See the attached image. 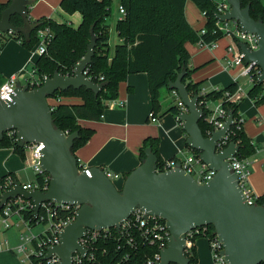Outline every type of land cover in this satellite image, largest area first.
<instances>
[{"label": "water", "instance_id": "water-1", "mask_svg": "<svg viewBox=\"0 0 264 264\" xmlns=\"http://www.w3.org/2000/svg\"><path fill=\"white\" fill-rule=\"evenodd\" d=\"M230 11L216 14L221 21L237 20L244 32L254 33L259 38V49L252 51L245 43L238 46L246 64L255 63L262 72L258 83L264 84V21L254 19L250 6L242 7L241 0H227ZM29 0H12L2 11L0 32H19L11 23L15 15L27 14ZM97 38L93 35L84 58L75 66L73 76L56 72L53 77L44 76L43 84L36 89L18 84L12 101H0V140L4 133L16 130L18 145L42 143L41 166L50 175L46 192L23 189L16 182L0 199V209L8 200L21 197L35 205L34 215L39 214L43 202L81 206L76 220L60 234L61 243L49 247L45 259L56 254L60 264H72L73 253H85L79 243L88 229L116 228L127 220L135 209L147 215L159 216L166 221L170 235L167 247L161 251V259L155 264H190L185 252L186 233L207 225H213L224 247L229 264H261L264 262V203L249 205L239 185L238 175L233 172L229 157L239 150L231 142L221 151L218 143L224 140L234 123V113L229 111L224 126L205 137L199 126L203 116L198 105V95L190 96L183 82L185 71L169 83V90L177 93L186 107L180 113L182 128L187 134L186 144L197 151L200 159L215 171L205 184L198 183L192 175L177 163L175 168L158 171V157L152 148L145 149L141 164L125 178L118 188L100 167L79 172L78 158L73 152L78 132L65 133L53 121V111L48 98L57 91L85 87L99 94L103 85L90 80L85 71L93 62Z\"/></svg>", "mask_w": 264, "mask_h": 264}, {"label": "trees", "instance_id": "trees-1", "mask_svg": "<svg viewBox=\"0 0 264 264\" xmlns=\"http://www.w3.org/2000/svg\"><path fill=\"white\" fill-rule=\"evenodd\" d=\"M27 14L15 15L11 23L19 28V32L10 35L28 50H33L38 43V32L49 27L53 38L47 45L46 53L35 58L34 68L37 75L42 79L44 76L53 77L56 72L64 75L73 74L75 66L84 58L88 45L93 35L97 38L93 62L87 68V74L96 83L103 85V90L95 94L85 87L80 89L69 88L66 91H57L49 97L53 108V121L57 128L67 134L79 133L73 146L74 154L78 149L87 144L95 134V129L84 127L80 121H99L106 109L108 101L115 100L119 95V87L125 82L128 76L137 73H146L148 76L150 97L153 110L156 112L161 105V92L167 89L171 81L185 71L183 79L191 97L198 95V105L203 111L199 126L205 137L213 130L208 120L210 106L212 103L221 101L227 111H233L234 119L230 134L229 143L235 142L239 146L238 157L251 158L256 153V147L246 135L243 124L239 128L238 120L239 103L230 100L226 93L234 94L237 91L238 83H233L224 89L212 90L202 93L201 84L192 80V74L196 68L191 65V55L186 49L187 42L197 43L200 38L205 41L220 39L223 35H213L215 28L217 4L213 0H190L204 14L206 24L195 31L189 24L185 7L188 0H121L126 15L119 18L115 23V30L121 42L113 48L110 45L111 23L109 18L112 15L113 0H61L60 8L67 14L80 13L82 21L78 27L68 22H57L50 18L43 17L33 21L29 17V10L35 0H29ZM12 2H0V18L2 11ZM242 7L250 6L251 16L264 21V0H241ZM202 29L206 30L204 35H199ZM9 39V40H10ZM5 44L0 45L3 48ZM102 77L103 79H100ZM248 95L254 98L257 103L264 101V84L255 82L249 90ZM79 99L80 102L68 103L66 99ZM51 100H54L51 102ZM210 103L207 107L206 103ZM169 112L176 116L181 109L176 104L169 109ZM152 148L158 157V167L162 168L164 160L159 153V139L148 138L140 150V157H145V149ZM0 148H13L14 151L25 159V148H21L14 139L5 135L0 140ZM194 153L199 154L194 150ZM174 158V157H173ZM171 158V159H173ZM170 160V159H169ZM80 165L79 162L77 163ZM81 169V166H79ZM10 176L18 182L13 173L0 177V186ZM128 176V175H126ZM37 179H41L39 176ZM122 187V186H121ZM119 187V188H121ZM264 203V196L258 197L257 204ZM3 209H0V215ZM24 218L30 221V226L35 227L37 222L32 211H23ZM206 236L215 237L216 231L213 225H207ZM199 238V237H198ZM100 252L97 254V261L88 264H118L122 252L115 250L113 245L109 246V254L101 256L106 246L100 243ZM154 248L145 246L133 251L125 264H146L147 257L153 255ZM190 264L197 261L195 247L187 254ZM261 264H264L262 262Z\"/></svg>", "mask_w": 264, "mask_h": 264}, {"label": "crops", "instance_id": "crops-1", "mask_svg": "<svg viewBox=\"0 0 264 264\" xmlns=\"http://www.w3.org/2000/svg\"><path fill=\"white\" fill-rule=\"evenodd\" d=\"M7 2V0H0ZM61 0H35L29 10V17L36 21L43 17L57 22L67 20L69 24L82 21V16L77 12L65 17L61 15ZM119 5V4H118ZM186 18L191 27L198 31L206 24L204 14L190 0L185 7ZM62 18V19H61ZM111 22V30L115 29V23ZM74 20V21H73ZM121 42L120 39L118 43ZM231 43L229 38H222L215 49H205L198 42H187L186 49L191 55V65L196 68L192 74V80L200 83L205 92L224 89L227 86L238 83L242 88L240 92L239 114L244 119L243 129L256 147V153L250 158L248 187L257 197L264 196V101L257 103L248 95L252 88L247 80L241 83L240 69L228 68L229 57L226 48ZM111 45V44H110ZM112 47V46H111ZM33 57V51L22 46L18 41H9L0 49V84L4 83L12 75L19 77L20 84L26 78V65ZM68 103L80 102L79 99H66ZM114 105L106 103V109L99 121H80L84 127L95 129V134L86 145L76 151L78 160L87 168L100 167L104 171H110L118 175L120 185L131 171L141 164L140 150L144 141L148 138L159 139V153L161 159L166 161L176 155L178 151L189 153L192 150L186 144L187 134L182 128V123L177 121L176 115L169 112L172 106L178 102V95L163 89L161 92V105L158 111L153 110L150 97L148 76L146 73H137L128 76L119 87V95L113 100ZM123 104V105H121ZM154 112L158 122H152L149 113ZM26 160L17 154L13 148H0V177L13 173L21 184L33 182L28 173ZM16 220V218H14ZM18 236L15 235L12 246H4L0 249V264H23L21 257L15 253L14 248L18 244ZM11 243V238L6 237ZM197 261L194 264H214L208 239L199 237L194 243Z\"/></svg>", "mask_w": 264, "mask_h": 264}, {"label": "built area", "instance_id": "built-area-1", "mask_svg": "<svg viewBox=\"0 0 264 264\" xmlns=\"http://www.w3.org/2000/svg\"><path fill=\"white\" fill-rule=\"evenodd\" d=\"M100 1V0H99ZM121 1V0H120ZM119 1L118 12L119 18L126 15L125 8ZM217 4L216 14H223L231 9V5L227 0H213ZM217 19V18H216ZM13 31L0 32V37L4 34L7 36L13 35ZM206 33L205 29H202L199 35H204ZM213 35L221 34L222 38H229L231 43L227 46L226 51L229 55L227 58L228 68H239V76L247 77L250 84L258 83V76L261 74L262 69L255 63L246 64L244 60V55L241 52L238 44L245 43L252 51L259 49V38L254 33L244 32L237 20L221 21L217 19L215 23V28L212 32ZM53 38V33L49 27L39 30L38 32V43L36 47L32 50L33 57L26 65V78L25 82L29 85V89H36L43 84V79H41L34 68L35 58L46 53L47 45ZM215 39L211 41H205L202 38L198 41L200 47L205 49H215L218 47V42L222 39ZM31 64L30 70H27L28 66ZM86 76L92 80L87 74V69L85 71ZM73 74H68L65 76H73ZM100 79H103L100 77ZM20 84L19 77L17 75H12L4 83L0 84V101H12V94L16 89L17 85ZM24 85V84H22ZM242 88L238 86L237 91L234 94L226 93V96L239 103L241 100L240 92ZM205 93L204 90L201 91ZM177 95V93L175 92ZM54 100H51V102ZM48 102L50 100L48 98ZM114 105V101H110ZM178 106L181 112L186 111V107L182 104L181 100L178 98ZM209 107L210 103H206ZM123 105V104H121ZM52 108V107H51ZM210 113L208 116L209 122L213 126L212 132L220 130L226 123L229 115V111L224 109L221 101L212 103L210 106ZM53 110V108H52ZM149 118L152 122H158L157 115L152 111L149 113ZM177 121L180 123V114L176 116ZM236 120L234 119V123ZM244 119L240 116L238 120L239 128L242 126ZM230 132V131H229ZM225 136L224 140L218 143L217 150L221 151L229 144V133ZM14 139L19 142L16 130H10L4 133V136ZM25 160L28 167L32 170L35 175L33 182L22 184L23 189L32 191L38 190L46 192L50 184V175L42 169L41 159L42 150L44 145L42 143L25 144L24 146ZM192 150V149H191ZM173 159L166 160L162 168L158 167L159 172L167 171L177 166V163L181 164V168L187 173L193 176V178L200 184H205L213 178L215 171L209 169V167L200 159L199 155L194 153L192 150L189 153L178 151ZM228 162L230 163L234 173L238 175L239 185L244 193V196L249 205L257 204L258 197L252 192L248 187V177L250 174V158H240L238 157V152L235 156L229 157ZM79 172L86 170L88 175L90 172L88 168L82 164L79 160ZM195 165L199 168L196 169ZM106 175L113 181L117 179L118 175L105 171ZM197 174V176L195 175ZM38 176L41 179H37ZM16 182L10 176L7 177L5 183L0 186V199L2 194L11 189ZM34 203L32 201L25 200L21 197L10 199L7 201L5 206L2 208L3 212L0 215V228L7 231L13 227L24 226L27 232L20 233L18 236V244L14 248L15 253L21 257L23 264H60V258L53 254L51 257L45 259L49 247L57 246L61 243L60 234L66 226L73 223L76 220L77 212L79 211V205H69V204H59L56 202L46 201L40 206L39 214L35 218L39 224L44 223L47 225V230L36 234L31 230L30 221L26 220L23 215V211H32L34 213ZM16 218V220L14 219ZM207 228L206 226L195 228L188 233H186V255L190 253L194 247L196 239L200 236H206ZM170 235L166 221L159 217L153 215H147L146 212L140 208L134 210L132 215L125 220L119 229L110 228L102 230H91L88 229L85 235L79 239V243L82 248L86 251L84 254L75 251L73 253L72 264H88L97 261V254L100 252L99 244L102 242L106 244L101 252V256H106L109 254V246L113 245L115 250L122 252L118 264H125L130 258V254L133 251L138 250L140 247L149 246L154 248L153 255L147 257L146 264H155L161 259V251L167 247V239ZM209 242V248L212 255V260L214 264H229L226 260L224 254V247L222 242L219 240L218 236L206 237ZM10 242L7 238H1L0 235V249L4 246H9ZM188 257V256H187Z\"/></svg>", "mask_w": 264, "mask_h": 264}, {"label": "rangeland", "instance_id": "rangeland-1", "mask_svg": "<svg viewBox=\"0 0 264 264\" xmlns=\"http://www.w3.org/2000/svg\"><path fill=\"white\" fill-rule=\"evenodd\" d=\"M119 1L120 0H113V4H112V15L110 16V18H109V22L111 23V22H113L115 19H116V16L118 15V4H119ZM75 14V13H74ZM80 14V13H79ZM61 15H63V16H65V17H68V15H70V14H67V13H65L64 11L63 12H61ZM73 15V14H72ZM81 15V14H80ZM62 19V18H61ZM63 22H66L65 20H62ZM74 21V20H73ZM72 24H74V25H76V22H73ZM71 24V25H72ZM73 26V25H72ZM9 38V36H7L6 34H4V35H2L1 37H0V45H2V44H6L7 42H9V41H12V40H14V39H10ZM15 41V40H14ZM118 41H119V37H118V35H117V32H116V30L115 29H112L111 30V39H110V44H111V46H112V48L118 43ZM5 46V45H4ZM1 49V48H0ZM30 68H31V64L28 66V68H27V70H30ZM246 80L249 82V80H248V78L247 77H242L241 79H240V82L243 84V83H246ZM22 83L25 85L26 84V82L25 81H22ZM196 167V169H198L199 168V166L198 165H195ZM28 173L32 176V174H33V172H32V170L30 169V168H28ZM196 176H197V174H195ZM115 180V179H114ZM114 183H115V185L116 186H118V185H120V183L118 182V181H114ZM121 186H122V184H121ZM120 186V187H121ZM32 231H33V233H36V234H39V233H41V232H43V231H45V230H47V225L46 224H44V223H41V224H38V225H36L35 227H32V229H31ZM23 232H27V229L24 227V226H20V227H13V228H11V229H9V230H7V231H4V230H2V228H0V235H1V238H6L7 236H9V238H11L12 240H11V243L9 244L10 246H12L13 245V242H15V239H14V237H15V235L17 234V235H19L20 233H23ZM16 238V237H15Z\"/></svg>", "mask_w": 264, "mask_h": 264}]
</instances>
